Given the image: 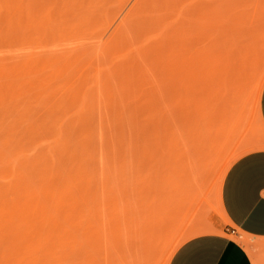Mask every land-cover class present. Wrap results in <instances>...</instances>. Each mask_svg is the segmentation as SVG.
<instances>
[{
    "label": "rangeland",
    "instance_id": "1",
    "mask_svg": "<svg viewBox=\"0 0 264 264\" xmlns=\"http://www.w3.org/2000/svg\"><path fill=\"white\" fill-rule=\"evenodd\" d=\"M141 1L0 0V264H166L200 228L232 232L219 168L264 141V0ZM201 141L227 150L196 205Z\"/></svg>",
    "mask_w": 264,
    "mask_h": 264
},
{
    "label": "crops",
    "instance_id": "2",
    "mask_svg": "<svg viewBox=\"0 0 264 264\" xmlns=\"http://www.w3.org/2000/svg\"><path fill=\"white\" fill-rule=\"evenodd\" d=\"M264 123V87L259 102ZM221 205L234 233H206L179 246L169 264H264V150L247 153L228 169Z\"/></svg>",
    "mask_w": 264,
    "mask_h": 264
},
{
    "label": "bare ground",
    "instance_id": "3",
    "mask_svg": "<svg viewBox=\"0 0 264 264\" xmlns=\"http://www.w3.org/2000/svg\"><path fill=\"white\" fill-rule=\"evenodd\" d=\"M153 0H143V1H141L142 3H141V5L142 6H144V5H146V4H148L149 2H152ZM161 0H159V2H160ZM163 2H164V0H162ZM175 1L176 0H173V3H174V5L176 4L175 3ZM178 1V0H177ZM169 2V1H168ZM168 2H167V5L165 4V6H169L170 7V4H168ZM136 4H138L137 2H135ZM162 3V2H161ZM140 4H138V6H139ZM140 5V6H141ZM135 6H137V5H135ZM133 7V6H132ZM154 8H155V6H153ZM140 8V10L142 11V8L141 7H139ZM139 8H138V10H139ZM166 8V7H165ZM136 9H137V7H136ZM143 9H145L144 7H143ZM151 9H153L152 8V6H151ZM166 9H169V8H166ZM165 9V10H166ZM174 9V8H173ZM172 9V7H170V10H173ZM132 10V9H131ZM130 10V11H131ZM138 10L136 11L137 13H138V16H142L141 15V11L140 12H138ZM150 10V9H149ZM161 11H162V9H160ZM164 10V9H163ZM135 11V10H134ZM134 11H131V12H133L134 13ZM144 11H146L147 12V9L146 10H144ZM143 11V12H144ZM154 11H156V10H154ZM143 12H142V14H143ZM149 12V11H148ZM163 12H166V11H163ZM169 11L167 10V12L166 13H168ZM153 13V12H152ZM161 13L162 12H160L159 14H160V16L157 14V12L155 13V14H157L158 16H156L157 17V19H159V18H161V20H162V17L165 15V16H167V18H168V16H171V15H166L165 13H163L164 15L161 17ZM170 13H172L171 11H170ZM174 13V12H173ZM128 15V13L125 15V19H124V22H126L127 20H126V16ZM130 15V14H129ZM135 15V14H134ZM134 15H132V16H134ZM144 15H145V12H144ZM149 15V14H148ZM173 15V14H172ZM155 16V15H154ZM164 16V17H165ZM130 17H131V15H130ZM135 17H136V15H135ZM156 17H154V19H156ZM163 17V19H165ZM172 17V16H171ZM170 17V18H171ZM127 18H128V16H127ZM137 18V17H136ZM170 18H168V20L167 21H169V19ZM131 19V18H130ZM138 20H140L141 19V17H138L137 18ZM142 19H146L145 18V16L144 17H142ZM150 19V18H149ZM172 19V18H171ZM126 20V21H125ZM129 20V19H128ZM134 20V19H133ZM137 20V21H138ZM160 20V19H159ZM166 20V19H165ZM132 21V20H131ZM136 21V20H135ZM147 21V20H146ZM151 21V20H150ZM155 21V20H154ZM158 21V20H157ZM157 21H156V23H157ZM166 21V22H167ZM123 22V23H124ZM165 24H166V22L165 21H163ZM122 23V22H121ZM127 23H129V21L128 22H126V24ZM131 23V22H130ZM155 22H153V23H151V25H153ZM160 23V22H159ZM150 24V23H149ZM158 24V23H157ZM168 24V23H167ZM167 24L166 25H163L162 27H164V28H162V29H165L166 27H167ZM169 24H170V22H169ZM122 26V30H123V25H121ZM121 26H120V28H121ZM127 26L129 27L130 25L129 24H127ZM127 26H124V28L126 27V29H127ZM160 26V25H159ZM166 26V27H165ZM152 27H154V25L152 26ZM156 27H158V26H156ZM161 27V26H160ZM159 27V28H160ZM168 28V27H167ZM161 29V28H160ZM119 30H121V29H119ZM125 31H127V30H125ZM129 31H130V28H129ZM116 32H119V31H116ZM122 32V31H121ZM123 32H124V30H123ZM149 34H150V32L148 33V37H149ZM122 35H123V33H122ZM122 35H121V37H122ZM161 35H163V33H161ZM161 35H159V33H158V36H161ZM152 36H150L149 37V39L151 38ZM156 36H155V34H154V39L156 40V38H155ZM146 39H148V38H146ZM148 39V40H149ZM152 39H153V37H152ZM152 39H150V40H152ZM217 39H218V41H219V38L217 37V38H215L213 41L215 42V40H216V46H212L210 49L211 50H213L214 48L213 47H215L216 49L217 48H219L220 46V44H218L219 42H217ZM153 41V40H152ZM214 42H213V44H214ZM218 44V45H217ZM219 46V47H218ZM220 49V48H219ZM207 51V53L205 52V54H208L209 53V55L213 52V51H209V49H207L206 50ZM209 51V52H208ZM217 52L219 51V50H216ZM215 51V52H216ZM251 51H253V50H251ZM215 52L214 53H212V55H210V56H212V57H214V56H216V54H217V56L216 57H219L218 55V53H216L215 54ZM215 54V55H214ZM208 56V55H207ZM207 56H205V58L206 59H204V60H208L209 59V56L207 57ZM248 58V57H247ZM250 58V57H249ZM249 58L248 59H246V62H247V60L249 61ZM245 59V58H244ZM253 59H256V58H253ZM204 60L202 61V63H207L209 66H207V64L206 65H204V66H206V67H212L213 65V62L215 63V61H216V58L215 59H213L212 58V60H211V58H210V62L208 63V62H204ZM214 60V61H213ZM217 60H218V58H217ZM243 60V59H242ZM241 60V61H242ZM245 61V60H244ZM185 63V62H184ZM239 63H241V62H238V64ZM248 63V62H247ZM257 63V62H256ZM255 63V64H256ZM255 64H252V66L253 65H255ZM237 66V65H236ZM249 68V67H248ZM253 68V67H252ZM233 70L234 71H232V73L234 74V76L233 77H235V78H238V82H239V78H241L244 74H242L241 73V70L242 69H239V70H237V68H236V70L233 68ZM247 71H246V73L248 72V70L249 69H246ZM262 70H264V68L262 69ZM251 71H253V69L251 70ZM262 72V71H261ZM260 72V73H261ZM232 73H231V76H232ZM249 74H247V75H245V76H248ZM244 76V78H245V80H246V78L247 77H245ZM233 77H231V78H233ZM235 80L236 79H234L233 78V80H230L231 81V85H234V83H236L235 82ZM243 78H242V81H245ZM261 80H262V82H263V86L261 85V89H260V93H259V98H258V103L260 102V96H261V92H262V89H263V87H264V71H263V73H262V77H261ZM232 81H233V84H232ZM240 81H241V79H240ZM242 81L240 82V84L242 83ZM244 83V82H243ZM242 83V84H243ZM239 84V86L240 87H242L241 85ZM230 85V87H232ZM236 85V84H235ZM234 85V86H235ZM229 87V88H230ZM240 87H238V89L240 88ZM233 88V87H232ZM232 90H235V88L234 89H232ZM236 91V90H235ZM259 105V104H258ZM259 107V106H258ZM239 113H240V110L238 111ZM238 112H236V114L238 115L239 113ZM261 116V115H260ZM222 119H224V118H222ZM261 119V118H260ZM212 120H213V118H212ZM211 121V120H210ZM216 121V120H215ZM215 121H213V122H215ZM212 122V121H211ZM223 123L225 122V121H222ZM221 123V122H220ZM261 123H262V125H263V128H264V123H263V121L261 120ZM216 125V124H215ZM218 125V124H217ZM224 125V124H223ZM220 126V125H219ZM219 126H217L216 128H218ZM215 127V126H214ZM221 127H222V125H221ZM221 127H219V128H221ZM212 127H210V130H213L214 131V128L213 129H211ZM220 132H221V129H220ZM212 133H215V131L214 132H212ZM218 133H219V131H218ZM218 133H216L217 135H218ZM222 133V132H221ZM211 134V133H210ZM209 134V135H210ZM216 134L215 135H213V136H216ZM209 135H208V138L207 139H209ZM223 135V134H222ZM221 135V136H222ZM221 136L219 137L220 139H222L221 138ZM211 137H212V135H211ZM210 137V138H211ZM214 139H217V138H215L214 137ZM213 138H212V140H214ZM210 140V139H209ZM218 141V140H217ZM209 142H212V141H208L207 143H209ZM221 142H223V141H221ZM220 142V145H218V143H216V145H209V146H211L210 148H209V146H208V149H205V148H203L202 150H201V147H199V149L201 150V151H199L198 149H197V147L198 146H204V145H206L207 146V143H206V141H205V144H204V141H201V143H200V145H198L197 144V142H195V144H193V146H192V148L194 147V148H196V150H198L199 152H198V154H197V156H195V159H194V161L193 162H191L190 160V162H189V164H191L190 165V171L187 169V176H189L188 178H190V183H189V181H188V185L190 186L189 187V191H186L187 192V196H188V198H186V200L188 199V200H190V197H191V192H192V197H194L195 199H196V205H197V201L199 200L200 201V204L201 203H203V202H205L204 200H206V198L209 196L208 195V193L206 192V188H207V180L206 179H208V172L210 173V171H211V169H212V166L214 167V162L216 161V163H218L217 161L218 160H220L221 162L223 161L222 159H224V158H220V157H223L224 156V154H223V152H224V150L226 149L225 147H224V145H226L225 144V142H223V143H221ZM262 142V143H261ZM261 142H257L258 143V145H257V148H259V150H264V141H261ZM213 143V142H212ZM212 143H210V144H212ZM215 143H213V144H215ZM197 144V145H196ZM223 144V146H221ZM195 145V146H194ZM197 146V147H196ZM205 146V147H206ZM220 146V147H219ZM221 147H223V149L224 150H222V149H220ZM191 149V148H190ZM227 150V149H226ZM193 151H195V149L194 150H191V152H193ZM223 154V156H220V155H222L221 153ZM190 153V152H189ZM232 153V152H231ZM228 154V153H227ZM233 154V153H232ZM192 155H194V153H192ZM220 156V157H219ZM227 155H225V157H226ZM217 157H219L220 159H218ZM191 160H193V159H191ZM221 162H219L220 164H221ZM212 164V165H211ZM231 164H232V159H226V160H224V162H223V164L221 165V168H219L220 169V174H219V179L221 180V188H222V183H223V180H224V177H225V175H226V173H227V171H228V169L230 168V166H231ZM188 166V165H187ZM209 169H210V171H209ZM208 174V175H207ZM209 186V185H208ZM208 190V189H207ZM191 191V192H190ZM190 193V194H189ZM206 193H207V195H206ZM207 196V197H206ZM191 197V198H192ZM193 199V198H192ZM188 200L186 201V203H188ZM208 200V199H207ZM219 200H221V189H220V191H219ZM191 201H194V200H191ZM190 201V202H191ZM198 201V202H199ZM202 201V202H201ZM207 202V201H206ZM184 203H185V201H184ZM185 203V204H186ZM221 203V202H220ZM198 205H199V203H198ZM221 209H222V212H223V214H224V216L226 217V215H225V213H224V210H223V208H222V205H221ZM212 225V224H211ZM215 227V226H214ZM214 227H205V228H200V229H198V230H196L195 231V235H201V234H206V233H217V230L218 229H216V228H214ZM198 228V227H197ZM149 231V233L147 232V236H149V234H150V230H148ZM154 232V231H153ZM146 236V235H145ZM192 237H194V235H191L190 237H189V239L190 238H192ZM147 238V237H146ZM146 238L145 237H143V244H144V246L142 247V248H138L139 249V254H141V255H151L152 254V252H151V249H152V246L151 245H153V244H151V238H150V236L147 238L148 240H147V244L145 243V240H146ZM142 240V239H141ZM156 242V241H155ZM155 245V244H154ZM153 245V246H154ZM139 246V245H138ZM151 246V247H150ZM178 246H179V244L177 243L176 245H174L172 248H169V250L166 252V259H165V263L166 264H169L170 263V260H171V258H172V256H173V254H174V252L177 250V248H178ZM137 249V250H138ZM141 251V252H140ZM137 252V251H136ZM154 252V251H153ZM137 255H139L138 254V252L136 253ZM154 254V253H153ZM140 257V256H139ZM142 257V256H141ZM150 257V256H149ZM152 257V256H151ZM137 259H139V261H137L139 264H147V263H142V262H144L145 261V256L143 257V258H145V259H142V258H138V257H136ZM136 259V260H137ZM154 259V258H153ZM152 259V262H154V260ZM141 260V261H140ZM142 260H144V261H142ZM147 261V260H146ZM136 262V263H137ZM148 263H149V260L147 261ZM151 264V263H150ZM154 264V263H153Z\"/></svg>",
    "mask_w": 264,
    "mask_h": 264
},
{
    "label": "built area",
    "instance_id": "4",
    "mask_svg": "<svg viewBox=\"0 0 264 264\" xmlns=\"http://www.w3.org/2000/svg\"><path fill=\"white\" fill-rule=\"evenodd\" d=\"M233 233L235 232V231H232Z\"/></svg>",
    "mask_w": 264,
    "mask_h": 264
}]
</instances>
